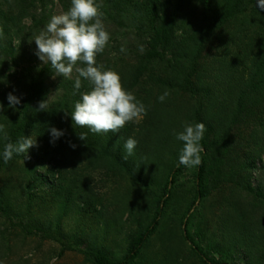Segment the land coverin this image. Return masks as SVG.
<instances>
[{
  "label": "trees",
  "instance_id": "16d2710c",
  "mask_svg": "<svg viewBox=\"0 0 264 264\" xmlns=\"http://www.w3.org/2000/svg\"><path fill=\"white\" fill-rule=\"evenodd\" d=\"M114 1L116 10L126 11L132 5V0ZM185 1L139 0L136 12L149 23L139 65L123 68L119 63L103 64L102 71L119 74L125 90L146 106L147 114L139 124L125 125L118 133H93L87 127H74L71 113L75 103L81 99L80 92L91 89L83 78L80 92L73 95L75 80L60 77V87L71 97L61 112L52 108L37 111L39 102L47 100V80L54 70L49 64L33 73L30 67L23 70L28 92L19 113L10 116L0 167L5 163L3 151L7 143L15 144L21 137L34 135L55 155V167L50 171L53 178H75V191H66V202L80 212H97L92 173L102 172L108 178L130 177L138 187L158 183L165 194L173 165L179 164L184 146L174 133L183 131L186 123L202 122L206 130L200 142L203 151L197 195L206 198L211 187L231 177L232 194L224 200L227 209L220 217L222 239L239 253L240 264H257L258 252L264 246V193L254 189L252 176L259 171V164H264V11L257 7V0H196L202 7V21L180 23L177 17ZM175 2L178 9L172 10ZM26 14L28 11L22 9L19 15ZM6 18L15 22L12 15L0 10V20ZM181 29L183 34L177 38ZM166 90L170 95L161 103L158 97ZM63 115L71 120H63ZM52 127L66 133L55 144L50 142ZM235 131L246 159L238 163L235 160L223 170L220 155ZM82 132L87 133L86 142L78 139ZM128 138L138 143L134 154L125 160L124 143ZM209 154L220 160L209 161ZM63 182H59V189L53 181L50 183L60 193ZM166 204V199L158 201L152 222L139 235L132 236L122 261H114L102 250L85 254L96 264H136L145 244L157 232L161 208ZM194 205L195 201L189 212ZM0 214L9 216L1 204ZM187 238L191 239L189 234Z\"/></svg>",
  "mask_w": 264,
  "mask_h": 264
},
{
  "label": "rangeland",
  "instance_id": "374dc122",
  "mask_svg": "<svg viewBox=\"0 0 264 264\" xmlns=\"http://www.w3.org/2000/svg\"><path fill=\"white\" fill-rule=\"evenodd\" d=\"M138 1H129L132 5L122 11L116 10L114 0H96L110 37L103 53L97 54V65L119 63L123 68L139 65L146 49L145 28L149 23L137 14ZM71 6V0H0V10L15 20H0V103L3 104L0 124L7 133L11 114L19 113L27 96L28 82L22 79L23 70L31 67L33 73H39L50 64L44 65L35 54V37L46 28L52 16L68 11ZM22 9L28 11L23 17L19 15ZM175 9H178L177 2L172 6ZM177 19L180 23L199 24L202 7L196 0H186ZM182 34L181 29L177 38ZM85 66L78 62L76 67ZM77 75L74 67L71 79L75 80ZM59 81L60 77L53 78V75L47 80V100L48 108L61 112L71 97ZM10 92L21 99L16 108L9 106ZM63 116V120H71ZM142 119L126 125H137ZM235 133L230 135L220 155L223 170L235 160L238 163L239 159H246L243 143L238 142ZM30 136L37 140V146L27 154H14L12 160L0 167V204L9 213V216L0 214V264H52L53 258L55 264H96L85 253L99 250L114 261H122L132 236L146 229L158 201L164 199L167 204L161 208L158 230L145 244L136 264H240L236 249L224 243L220 224V217L227 209L224 200L231 196L234 186L230 176L222 185L211 187L206 198L200 199L197 195L200 165L186 168L174 164L165 194L158 183L138 187L130 177L108 178L102 172L92 173L97 212H80L66 202V191H75L74 176L53 178L50 171L55 167V155L40 139L34 135L27 137ZM3 139L0 133V153ZM207 159L220 160L214 154H209ZM259 165V171L252 176V186L264 193V164ZM51 181L58 189L59 182L64 181L60 193L51 187ZM28 231L32 234H26ZM258 253L260 258L256 263L264 264V246Z\"/></svg>",
  "mask_w": 264,
  "mask_h": 264
},
{
  "label": "clouds",
  "instance_id": "9594fccd",
  "mask_svg": "<svg viewBox=\"0 0 264 264\" xmlns=\"http://www.w3.org/2000/svg\"><path fill=\"white\" fill-rule=\"evenodd\" d=\"M68 11L54 15L46 25V28L35 37L37 46L36 55L44 65L49 64L54 70L53 78H72L75 67L78 73L73 95L80 92L82 88L81 78L91 86L90 91L80 92L81 99L75 103L74 111L71 113L73 126L87 127L93 133H118L120 129L131 121H139L147 114L146 106L130 92L126 91L121 82L119 74L112 70L102 71L103 64L97 65V54L103 53L109 41V33L105 30L101 20L102 13L99 12L96 0H71ZM257 7L264 11V0H257ZM121 51H124L121 48ZM78 62L86 65L76 67ZM170 93L166 90L158 97L161 103L165 102ZM8 102L11 108L21 104V99L8 94ZM48 100L39 102L37 111H46ZM3 104L0 103V110ZM67 115V113H66ZM206 126L204 123L194 125L185 124L184 130L174 133L176 139L184 142L179 156V164L186 168H193L202 163L201 140L203 139ZM55 144L58 139L66 133L55 127L49 129ZM0 133L7 139L5 126L0 124ZM78 139L87 140V133H79ZM137 141L128 138L124 143L127 160L134 154ZM37 146V140L30 137H21L13 144L7 143L3 151V160L8 163L14 154H22ZM75 149V144H70ZM52 264H55L53 258Z\"/></svg>",
  "mask_w": 264,
  "mask_h": 264
}]
</instances>
